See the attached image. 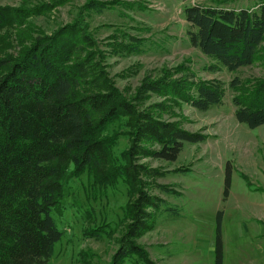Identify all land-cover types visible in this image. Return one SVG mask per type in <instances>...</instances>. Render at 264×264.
<instances>
[{"label":"trees","instance_id":"obj_1","mask_svg":"<svg viewBox=\"0 0 264 264\" xmlns=\"http://www.w3.org/2000/svg\"><path fill=\"white\" fill-rule=\"evenodd\" d=\"M226 1L192 4L183 9V15L190 43L216 61L210 68L236 71L253 64L262 50L264 0L257 9L223 6ZM93 3H88L90 9L106 7L105 2ZM39 9L0 6V31L14 24L15 17L23 20ZM87 26L76 18L51 34L19 36L31 42L16 54L7 52L9 43L0 44V264H51L63 236L53 212L63 205L67 179L85 173L95 189L118 183L128 189L123 206L126 231L110 264H124L133 256V264H156L136 240L155 228V218L167 200L145 189L151 172L139 158L174 161L185 142L207 139L175 121L141 111L135 99L126 97L107 69L100 42ZM130 36L134 43L120 40L112 43L114 49L140 48ZM230 86L237 92L233 103L238 122L251 128L263 125L264 77L246 81L234 77ZM142 90L173 95L200 110L222 104L226 91L217 79L165 77L144 82ZM122 116L129 119L126 123L133 128V138L119 157L114 153L116 139L106 131ZM231 182L232 165L227 161L224 199ZM166 210L179 213L177 207ZM220 216L219 211L214 264H224ZM108 224L103 222L89 234L100 238L107 234Z\"/></svg>","mask_w":264,"mask_h":264},{"label":"rangeland","instance_id":"obj_2","mask_svg":"<svg viewBox=\"0 0 264 264\" xmlns=\"http://www.w3.org/2000/svg\"><path fill=\"white\" fill-rule=\"evenodd\" d=\"M91 1L94 5L98 1L105 2L106 7L90 9L88 3ZM214 1L0 0V6L40 8L23 20L15 17L14 24L0 31V44L9 43L10 47H5L7 52L16 54L31 42L19 36L27 39L41 33L51 34L61 25L82 18L100 42L107 69L126 97L135 99L134 103L141 111H149L157 118L175 121L188 131L207 136L203 142H185L174 161L139 158L141 163L148 164L151 172L145 179V189L167 200L155 223L170 213L166 209L178 206L187 216L194 214L195 223L207 235L210 227L216 226L220 211L222 235L227 246L225 264H244L240 258L245 255L239 250L242 252L251 245H247V234L239 223L250 218L264 221V124L251 128L238 122L233 103L237 92L233 91L230 82L234 77L244 81L264 77V42L253 64L236 71L224 67L212 70L210 66L216 61L189 41L183 9L192 4ZM260 1L228 0L223 6L257 9ZM129 36H134L135 47L140 48L135 51L114 49L112 43L130 42ZM164 77L182 81L220 80L226 89L224 102L200 110L173 95L142 90L144 82ZM161 103L165 108L157 107ZM126 121L129 119L122 116L106 131L107 135L115 137L114 153L119 157L129 148L133 138V128ZM151 147L159 146L153 144ZM227 161L232 165V182L229 196L224 199ZM155 170L159 172L156 176ZM91 181L92 178L85 173L65 182L63 205L53 212L63 236L55 246L51 264H110L122 244L119 238L126 231L123 206L129 198L128 189L123 183L95 189ZM156 184L168 188L164 190ZM193 209L197 212L193 213ZM103 222L109 223L105 228L107 234L92 237L89 231ZM155 229L144 233L136 243L147 250V244L157 241V237L161 241L164 232L157 233ZM175 244L180 245V242ZM134 257H129L124 264H133Z\"/></svg>","mask_w":264,"mask_h":264},{"label":"crops","instance_id":"obj_3","mask_svg":"<svg viewBox=\"0 0 264 264\" xmlns=\"http://www.w3.org/2000/svg\"><path fill=\"white\" fill-rule=\"evenodd\" d=\"M176 207L179 209L178 214L168 213L162 219L163 221L156 223L155 231L164 232V238L158 241L157 237V241L147 244L150 258L157 264H214L216 226L212 225L208 234L205 235L202 227L195 223L197 218L194 214L187 216L183 208ZM192 212H197V210L193 209ZM239 226L243 227L247 234V245H251L242 252L239 250L242 255H245L240 258L242 263L245 261L244 264H262L264 260V221L260 218H250L248 221H240ZM175 242H180V245ZM223 245L225 264L227 247L225 237H223Z\"/></svg>","mask_w":264,"mask_h":264}]
</instances>
